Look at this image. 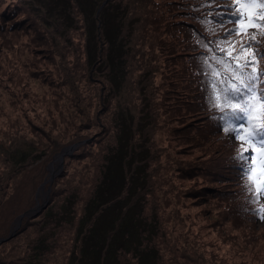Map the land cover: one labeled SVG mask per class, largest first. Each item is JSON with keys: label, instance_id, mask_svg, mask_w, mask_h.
Segmentation results:
<instances>
[{"label": "rangeland", "instance_id": "1", "mask_svg": "<svg viewBox=\"0 0 264 264\" xmlns=\"http://www.w3.org/2000/svg\"><path fill=\"white\" fill-rule=\"evenodd\" d=\"M10 1L3 0L2 7L7 6ZM16 1L18 6L25 4L23 8L27 9L22 11L25 15L21 16V19L33 17L32 24L28 28L35 31L37 29L40 33L41 39H38V44L42 43L41 41L46 42L47 46L43 47V51H38L41 53L37 55L38 65L42 68L41 70L45 67L46 70H52L50 77L56 79L58 85L51 88L43 85L40 79L33 80L31 76L30 79H25V73L22 74L21 80L16 78L15 75L22 72L17 67L29 59L30 51L28 47H25L24 54H20L15 51V48L19 47L20 43L29 45L27 42L31 41L33 36L31 33H28V37L24 35L23 30L21 33L14 34L9 44H17L16 47L10 51L3 47L0 50V77L5 80L0 87V233H2L0 238H7L13 232L15 236L18 230L26 225L29 217H37L43 212L45 214L49 207L45 218L44 214L35 218L39 223L43 219L44 223L31 227L28 237L29 239L35 237L40 242L47 238L45 242L50 243L48 242L46 247L51 244L50 251L43 256L38 252L34 253L28 264H76L79 260L78 243H81L80 238L83 235L79 234L81 229L78 225L85 203L83 197H87L95 190L96 181L102 175L104 155L107 154L108 148L115 144L119 131V128L117 130L115 126L111 132H108V137L104 141L101 137L102 141L92 143L97 137L92 135L94 131L90 134L88 131L79 129L82 123L88 124L95 118L94 111L99 106L98 98L90 111L82 117H77L72 126H67V122L64 121L68 129L64 125L59 126L62 124L60 117L67 110V106L72 108H69L70 111L74 112L76 109L72 107V103L73 100L76 101V94L82 90L90 94L93 92L99 98L103 94L108 103V112L102 119L107 120L108 128L112 124L114 126L116 113H124L131 119L134 116V120H131L132 129L137 130L135 134L133 133L134 143H142L141 145L144 146L147 142L146 146H153L164 152L159 158V164L153 163L151 168L149 167L150 174L155 176L146 177L148 174L145 175L146 183L138 175L140 182L138 188L134 186L123 204V211H125L134 203L138 207L142 197L147 198L146 203L143 202V205L147 206L146 209L148 208L145 216L149 220L155 219L157 221L155 231L161 232L150 236L151 239L146 241L148 243L145 247H150L151 244L163 246L164 256L156 257L159 264H242V262L253 264L250 256L252 259L256 258L253 252L254 246L260 245V251L264 250L263 230L256 232L260 241L255 240L253 232L247 233V236H243L239 231L236 232V237L245 239L246 243L243 242V247L237 249V253L240 254H232L230 244L222 240L219 243L218 235L215 233L216 223H219L222 231H225L224 219L217 210L204 208L201 200L195 198L196 193L191 192L196 182L195 171L188 172L191 168L190 164L194 160L206 164L215 163V158L223 163V156L226 154L222 151L228 146L224 145L219 138L217 141H212L210 136L216 133L208 122V125L207 123L206 126L204 125L205 130L202 131L216 145L213 149H208L210 153L203 151L199 143L200 137L196 135V132L201 130L193 129L194 124L202 126L198 124L202 118L184 117L186 114L175 118L171 111H168L169 108L163 107L161 99L167 90L165 92L158 86L162 83L164 75L162 61L156 59L155 54L159 39L156 41L150 31L142 32V18L147 7V0H112L129 5L128 12L125 8L123 9L127 14L120 21L123 29L120 51H123V56L119 58L122 61H120L121 71L128 74L123 78L122 84L116 88L110 83L111 70H109L107 58L111 59V57L103 37L104 32L102 28L98 31L101 21L97 14L105 0H77L78 9L72 5L70 10H68L67 0ZM109 2L110 0L104 4L100 12ZM85 12L88 16H85ZM106 17L112 23V19L115 18L113 11H107ZM9 19L10 16H7L2 19V22H7ZM87 25L91 30L89 35H87ZM96 33L98 38L101 37L99 42L94 40ZM3 37L5 36L0 35V44ZM87 37H89L90 46L95 44V47L99 45L101 48L102 57L97 63H94L97 55L92 59L87 58ZM160 38L162 39V35ZM112 49L117 50L116 43L112 44ZM48 63H50L49 68H47ZM19 87L22 91L17 90ZM158 89L160 91H157ZM156 91L159 92V96L155 93ZM172 94H174L172 96H180L179 110L189 114L191 104L186 101L185 92L178 90L177 93ZM158 97H160L159 100H157ZM93 99L92 97L91 101L86 100L81 105L91 106ZM57 105L60 106V110L56 109ZM150 108L158 110L153 112ZM26 110H29V119L21 116H24ZM9 111H15L16 116L8 114ZM49 112L56 120L53 123L45 120ZM52 116H49L50 119ZM31 121L38 127H32L29 124ZM102 131L104 132L103 129ZM56 142L60 145L59 148L55 146ZM23 153L30 157L20 163L19 159ZM154 155L156 154L152 156ZM167 155H171L172 159L175 158L180 162L176 164L172 159L169 160ZM163 170L173 172L169 175L172 177L171 181L176 183V187L180 185L179 195H172L168 186L164 184L166 174H163ZM130 171L131 166L127 167L128 175ZM180 171L183 174H178ZM7 180H11L10 184ZM14 186L20 187L19 190L14 191ZM121 191L122 189L119 193ZM126 192L121 193L124 195ZM66 199L69 202H66ZM133 209L128 213H133ZM114 210L115 208L107 210V216L104 214L94 228L92 236L85 243L87 247L80 259V264H118L119 262H116L118 257L121 264H138L136 254L132 252L134 246L140 244L138 242L141 240L136 220L130 213L117 231L110 233V229L113 230L115 227V221L112 219ZM256 225L257 227L264 225V218L258 219ZM39 226H41L40 229L35 231ZM247 229L251 231L250 228ZM76 236L77 244L72 248L71 239ZM43 247H45L44 244ZM22 250L24 253L19 252L20 254L16 255L11 252V249L9 250L12 253L10 257L14 259L12 264H23L22 261L33 254L32 251H26L24 248ZM241 251L244 256H240ZM20 255L24 260H18ZM224 258L228 260L225 263ZM147 260H150V264L152 258L147 257Z\"/></svg>", "mask_w": 264, "mask_h": 264}, {"label": "trees", "instance_id": "2", "mask_svg": "<svg viewBox=\"0 0 264 264\" xmlns=\"http://www.w3.org/2000/svg\"><path fill=\"white\" fill-rule=\"evenodd\" d=\"M2 1L3 0H0V35L8 38H2L0 50L2 47L3 49L8 48L9 51L14 49L17 44L12 43L10 45L9 40L14 37V34L21 33L22 30L25 32L24 35L26 37H28V33L33 35L30 43L27 42L29 45L25 43L24 45H21L20 43L19 47L15 48V51L20 54H24L23 50L25 47H28L30 51L29 59H27L28 61H23L17 67V69L22 72L15 75L16 78L21 80L22 74L25 73V79H30L31 76L33 80L40 79L43 85H48L51 88L57 86L58 83L56 79H52L53 77H50L52 70H46V67L44 68L45 70H41L42 68L38 65L37 55L41 54L38 53V51H43V47L47 45L45 41H41L42 43L38 44V39H41L40 33L37 29L35 31L28 28L32 24L31 21L33 17L31 19L30 17L27 19H21V16L25 15L22 11H27L26 8H23L25 4L24 6H18V1L11 0L7 6L2 7ZM67 1L69 4L68 10L71 9L72 5L74 8L78 9L77 0ZM73 1H75V3H73ZM230 3L231 0H216L213 4H208L207 0H147V7L142 18V32L150 31L156 41L159 39L156 44L155 54L156 59L162 61L161 66L163 67L164 75L161 83L162 85L159 84L158 86L163 88L165 92L167 90L166 94L163 93V98L161 99L163 101V107L169 108V110H167L171 111L175 118L179 116L182 117V114H186L184 117L198 116L197 118H202V121L198 123L202 126L200 127L197 124H194L193 129L201 130L196 132V135L198 134L200 137L199 143L202 145L203 151L210 153L211 151H208V149H213V146L216 144H213L212 141H217V138L224 142V145L226 144L228 146V148H224L222 151L223 154H226L223 156V163L219 161L218 158H215L217 163L210 162L209 164L196 162L194 160L195 162L193 161L190 164L191 168L188 172L192 173L195 171L194 178L196 183L194 188H192L193 191L191 190V192L196 193L195 198L201 200L204 204V208L208 210L211 209L213 211L217 210L222 219L225 221V231H222V227L219 223H216L214 226L216 231L215 233L218 235V242L220 243L221 240L223 242H228V244H230L232 254L235 255L239 253H237V249L243 247L242 243H246L245 239L241 240V237H236V232H241L243 236H247V233L251 234L253 232V236L256 238L255 240L258 241H260V237H258L256 233L258 230H263L262 233L264 236V225L261 227H257L256 225L258 219L261 220L262 216H264V213L261 211L264 209V198L256 193L254 190L255 185H253V182L248 175L249 166H256L255 163L250 160V157L255 156L259 159V153L255 151H248V149L252 147L251 143H242L222 130L221 111L214 107L213 104V101L215 100L214 93L218 91V88H214V82L219 79V75L217 72L214 77V75L210 73L216 67V60L219 58L227 59L224 49L231 47L232 45L224 44L222 41L226 33L230 29L236 27V24L233 22L235 20V15L233 14L232 8L226 7V5H229ZM104 8L102 12L97 14L101 21V26L98 28V31L102 28V31L104 32L103 37L107 43V50H109L108 53L111 57V59L107 58L109 70H111L110 83L116 88L119 84H122L123 78L127 77L128 74V72L123 73L121 71L122 61L119 60V58L123 56V51H120L122 47L120 42H122L123 32L120 21L121 19H124L127 14L123 11V9L125 8L126 12H128L129 5L128 3L123 5L122 2L120 3L110 0ZM109 10H112L113 16H115L114 20L112 19V23H110L106 17V12ZM30 11L32 12L31 8ZM83 11L85 10L83 9ZM120 12H122V15L119 14ZM7 16H10V19H12L11 22H8L10 19L7 22H2V19ZM85 16H88L86 12ZM221 21H223V23H221ZM89 32H91V30L89 25H87V35H89ZM161 35L162 39L160 38ZM99 38L101 37L99 36ZM99 38L96 33L94 40L99 42ZM256 38L259 41V45L253 44L252 49L264 52V34L256 33ZM250 39L251 37L244 34H234L229 37V40L235 43L236 51H238L243 43H247ZM114 43L117 44V50L112 49V44ZM92 46H90L89 37H87V58L92 59V57L94 58V56L97 55V59L94 60V63H97L102 57V51L100 52L101 48L99 45H96L97 48L95 47V44ZM44 56L48 57L47 55ZM89 64L91 63L89 62ZM49 67L50 63L47 65V68ZM261 69H264V59H259L258 62V70ZM81 78L80 80L82 81ZM4 81L3 77H0V87H2V83L4 84ZM181 82H183V86H181ZM258 87H260L261 90H264V80L261 81ZM86 88L87 87H85V89ZM17 90L22 91L21 87ZM178 90L185 92L186 95H184V97H186V101L191 104L189 114L185 111L181 112V110H179L178 103L180 102V96H172L174 95L172 93H177ZM157 91L160 90L158 89ZM157 91L155 93H157ZM157 95L159 96V92ZM92 97L94 99L92 100L91 106L86 107L81 105V103L86 102V100L91 101L90 99ZM96 98H98L97 104H99V106L98 109L94 111L95 118H93L91 122H88V124L82 123L79 129L88 131L90 134L94 131L92 135L97 137L99 136V138H94L92 143L102 141V139H100L101 137H103L104 141L108 137V132H111L112 128H115V126L117 127V130L119 128V131L117 132V137L115 138V144L110 146L107 154L104 155L103 159L105 163H103V168L101 169L102 175L101 178L96 181L95 190L87 197H83L85 203L78 225L79 229H81L79 230V234L83 235V237L81 236L80 238L81 243H78L80 254L78 257L79 260L76 264H80V259L83 257L84 250L87 247L85 243L92 236L94 228L97 226L102 216L104 214L106 215L107 210L112 208H115L112 213V219L115 221V227L113 230L110 229V233L112 231H117L125 218L132 213H128V211L134 208V212L132 214L133 218L136 220L141 240L138 242L140 244L134 246L132 252L134 255L136 254L135 258L137 259L138 264H149L150 260H147V257L152 258L150 264H159L156 257L157 255H159V258L160 256H164L163 246L151 244L150 247H145L148 243L146 241L151 239L150 236L152 237V235H156L158 233L160 234L161 232L158 231L157 233V231H155L157 221L151 218V216L150 220L147 216H145V212H147L146 210H148V208L146 209L147 206L145 207L143 202L146 203L147 198L142 197L140 199L139 208L136 203H134L130 205L131 208L129 207L123 211V204L127 199V194L131 193L134 186L135 188H138V184H140L138 175L142 180H145L146 183L147 178H144L145 175L148 174L146 177L149 175L155 176L150 174L151 169L149 170V167L151 168L153 163L154 165L156 163L159 164L158 161L162 153H164L163 150H157L153 146L148 147L146 146L147 142L144 146L141 145L142 143H134L133 133L135 134L137 131L133 130L131 127V120H134V116L131 119L130 116H125L124 113H116L114 126L112 124L108 128L107 120L104 118L102 119V117L108 112V103H106L103 94L99 98L96 97V94L93 92L90 94L81 90L76 94V101L73 100L72 103V107L74 106L76 109L73 112V110L70 111L72 108L67 106V110L65 113L63 112L64 114L62 113L60 117V122L62 124H59V126H66L64 121L67 122V126H72L77 117H82L87 113V111H90L91 107L97 100ZM159 98L160 97H158L157 100H159ZM175 98H177V100ZM14 106L16 107V105ZM56 109L60 110V106L58 107L57 105ZM150 110L156 112L158 109L150 108ZM8 114L16 116L17 113L15 111H9ZM140 114H142L141 110ZM21 116L29 119V110H26L24 112V116ZM49 116H52L51 112H49ZM49 116H44L46 121L50 120V123L56 121L53 116L51 119ZM142 118L143 116L139 118V122ZM208 122L211 124L213 131L216 133V135L210 136L212 141L211 139L209 140L207 135L203 132L205 130L204 125L206 123L208 125ZM237 123H244L246 127L248 126L247 121L241 120ZM29 124L32 127H38L32 121ZM67 126L65 128L68 129L69 127ZM22 128L24 127L22 126ZM55 146H57V148L60 147L58 143L55 144ZM167 147L170 148L169 146ZM255 147H260V144L256 143ZM171 150H173V148ZM153 154L156 155L152 156ZM241 154H243V158L237 159L236 157ZM29 157L30 155L27 156L26 153H23L19 159V161H21L20 163H23ZM167 158L169 160L172 159L171 155H167ZM176 158L179 159L177 156ZM172 161L176 164L180 162V160L175 158H173ZM116 164L118 166H116ZM129 166H131V171L128 175L127 167ZM148 170L149 172H147ZM171 173L173 172L170 170H163V174H166V176L163 175L165 178L164 184L168 186L167 188L171 194L176 196L180 193V185H177L176 187V183L171 181L172 177L169 175ZM178 174L183 173L180 171ZM191 177L193 178V176ZM10 181L11 180H7V183L10 184ZM19 188L20 187H13L14 191L19 190ZM120 189H122V191H127L125 193L126 195H123V193H121L122 191L119 193ZM66 202H69V200L66 199ZM180 205L181 208H183L182 203ZM48 208L46 209L47 211L45 214L43 212L38 216H43L44 214L45 218ZM64 213L68 212L65 211ZM37 217H29L26 225L18 230L17 234L12 239L0 244V264H12V260L14 259H12L10 255L12 253L15 255L20 254L19 252L24 253L22 248L26 251L33 252L27 260L22 261L23 264H28L34 253L38 252L43 256L50 251L51 244L46 247L49 242H45L47 238L45 241L40 242V240H37L35 237H30V239L28 237L29 229L31 227H34L37 224L42 225L44 223L43 219L42 222L39 223V221L35 219ZM40 227L41 226L36 228L35 231L40 229ZM247 228H250L251 231ZM31 231L33 230L31 229ZM1 234L2 233H0V235ZM77 236L76 238L71 239L72 248L75 244H77ZM43 244L45 247H43ZM262 244H264V241ZM140 245L144 246L141 247ZM10 249L12 253H10ZM253 252H255L256 258L252 259L250 256V260H253L252 262L256 264H264V250L260 251V245L257 247L254 246ZM249 254L250 251L248 252V255ZM240 256H244L243 251H241ZM19 259L24 260L22 255L18 256V260ZM117 259L116 262L121 264L120 258L118 257ZM225 261L228 260L224 258V263Z\"/></svg>", "mask_w": 264, "mask_h": 264}, {"label": "snow or ice", "instance_id": "3", "mask_svg": "<svg viewBox=\"0 0 264 264\" xmlns=\"http://www.w3.org/2000/svg\"><path fill=\"white\" fill-rule=\"evenodd\" d=\"M215 2L207 0L208 4ZM226 7L232 8L236 27L230 29L222 41L232 45L224 49L227 59L216 60V67L210 73L214 77L217 72L219 75L214 82L218 91L214 93L213 104L221 111L222 130L242 143H251L248 151L259 153V159L250 157L256 166H249L248 175L256 193L264 197V90L258 87L264 80V69L258 70L264 52L252 49L253 44L259 45L256 33L264 34V0H231ZM234 34H244L251 39L236 51L235 43L229 40ZM241 120L247 121L248 126L237 123ZM256 143L260 147H255ZM236 158L242 159L243 154ZM261 211L264 213V209Z\"/></svg>", "mask_w": 264, "mask_h": 264}, {"label": "water", "instance_id": "4", "mask_svg": "<svg viewBox=\"0 0 264 264\" xmlns=\"http://www.w3.org/2000/svg\"><path fill=\"white\" fill-rule=\"evenodd\" d=\"M107 2H108V0H105V1H104V3H103V5H102V7H103V6H104V4H106ZM102 7H100V8H99V11H98V12H100V11H101ZM22 216H23V215H22ZM22 216L20 217V222H19V225L21 224V218H22ZM14 234H15V232L11 233V234H10V236H9V237H7V238H0V242H3V241H5V240H7V239H9V238L13 237V236H14Z\"/></svg>", "mask_w": 264, "mask_h": 264}]
</instances>
